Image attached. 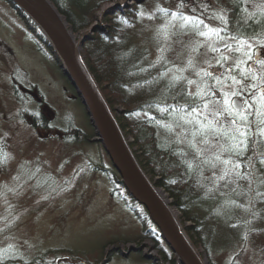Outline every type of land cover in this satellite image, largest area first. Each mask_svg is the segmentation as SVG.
<instances>
[{
	"label": "rangeland",
	"instance_id": "1",
	"mask_svg": "<svg viewBox=\"0 0 264 264\" xmlns=\"http://www.w3.org/2000/svg\"><path fill=\"white\" fill-rule=\"evenodd\" d=\"M135 1H108L98 16ZM164 1L177 7L176 0H161ZM247 1L252 7H264V0ZM148 9L152 11L153 5ZM152 20L151 25L156 22ZM98 24L95 21L86 30ZM211 27L215 28L213 24ZM224 38L221 41L199 37L200 41L196 39L195 43L198 42L200 51L196 53L191 51L192 39L182 37L173 43L174 54L180 64L190 56L198 68L218 73L210 44L229 56L226 65L236 60L233 50L224 48L228 43L234 49L236 41L230 36ZM252 45L255 51L251 67L258 74L264 73V68L255 63L256 59H264V45L255 41ZM21 69L28 72L29 84ZM231 90L228 86L226 92ZM217 97L220 98L219 94ZM234 99L242 101V96ZM40 108L51 115L55 125L51 129L32 125V112ZM68 118L81 129L91 131L84 105L48 49L39 45L14 7L7 0H0V259L29 260L45 254L50 261L60 260V264H93L102 261L106 251L115 245L103 248L107 240L137 238L128 242L120 239L116 245L127 250L133 243H142L140 251L129 257L121 251L113 253L105 264H157V260L148 258L158 255L154 237L139 238L145 228L141 205L136 204L134 209L125 189L114 184L108 169L110 160L100 144L93 140H63ZM260 163L264 169V159ZM224 168L220 163L217 170L221 175ZM213 190L217 199H197L205 212L212 211L209 221L220 220L222 224V234H218L222 238L216 236L210 244L208 263L264 264V248L245 230L246 226L251 231L264 227V200L251 202L245 208L239 204L237 193L225 195L215 187ZM251 209L254 211L250 216ZM246 218L247 224L243 221ZM225 225L238 226L243 237L230 236L225 244L223 233L230 231Z\"/></svg>",
	"mask_w": 264,
	"mask_h": 264
},
{
	"label": "trees",
	"instance_id": "2",
	"mask_svg": "<svg viewBox=\"0 0 264 264\" xmlns=\"http://www.w3.org/2000/svg\"><path fill=\"white\" fill-rule=\"evenodd\" d=\"M9 1L16 8L29 32L36 37L39 45L48 49L60 67L59 57L43 30L24 10L16 6L13 1ZM52 1L65 16L75 33H82L95 21L99 22L93 32L87 34L82 51L84 59L128 138L140 165L151 180L171 198V204L178 209L181 223L201 255L209 256L210 244L213 243V240L215 241V237L222 238L220 236L222 232L219 231L222 224L219 223L220 220L210 222L209 219L212 216L209 212L212 211L205 212L199 206L197 199L200 196L208 197L211 200L217 199V192L213 190L215 187L216 191H221L225 195L237 193L239 204L245 208H248L251 202L264 200V169L260 163L264 159V136L260 135L257 130L260 118L254 114L255 108L246 109L247 122H241L237 117L227 112H223L219 118H215L219 120L224 129L244 123L248 125L244 129L247 133V147L243 155L228 152L221 154L222 160L231 157L234 163L239 164L237 171L240 175L237 176L236 172H232L223 180L217 179L221 176V172L217 170L220 163L215 161L212 153L216 151L217 143H231V141L227 137L210 135L208 138L211 148L204 156L198 155L196 150L190 147L187 140L192 139V136L188 129L194 131L199 125H187L180 121L182 127H177L176 124L179 115H181V113H177V109L189 104L193 99L202 105L203 101L187 95L188 92L197 90L196 84L189 85L187 80L200 83L201 77L197 76V72L201 69L209 70L198 68L194 58H191L193 66L188 67L190 56L184 59V64H180V60L174 54L176 50L173 47L174 41H178L182 37L192 39L191 51L196 48L194 52L197 53L200 51V46L197 47V44L201 36L192 30L191 25L181 28L182 22L179 19L173 20L171 13L179 12L185 16L197 17L209 27L213 24L215 28L222 29L223 37H236L237 41L246 40L250 44L253 41L264 40V14L257 11L258 7H252L247 0H176L177 7H173L165 1L162 3L161 0H137L134 4L108 10L101 16L98 14L104 9V4L112 0ZM151 4L153 9L149 11L151 8L148 9V7ZM181 4L184 6L180 7ZM159 9H166L168 14L165 15ZM245 9L247 11H244ZM249 13H255V15L249 16ZM214 14L225 15L227 23L216 19ZM152 19L156 20L153 25H151ZM169 21H171V25L167 28L168 38H165V26ZM200 30H204L203 25L200 26ZM196 39H198L197 43H195ZM257 44L264 45L258 42ZM252 51L255 50L252 49ZM221 54H223L221 48L219 52H213L214 59L218 61ZM232 55L236 56V59L242 58L241 53L234 50ZM217 61L214 65L220 71L218 73L209 72L213 73V77H219L221 83L217 84L212 77H204L207 88L210 89L209 95L204 97V100L207 101L216 102L220 99L223 101V93L231 85V80H226L225 77L231 74L239 78V70L234 67L235 60L229 65H226L229 59L220 64ZM251 62L249 61L247 66H251ZM169 69L173 71H169ZM176 69H183V72H176ZM21 71L24 81L27 82L29 80L28 72L23 69ZM162 73H166V75H161ZM173 74L182 75L185 79L173 84L171 80ZM245 83L250 85L255 81L249 79ZM14 90L17 94L16 86ZM255 92V89L245 88L242 101L249 100V97ZM249 103L253 102L249 100ZM160 109H167V111H160ZM205 116L207 119H214L211 114L208 115L206 112ZM224 116L227 119H223ZM200 119L203 120L204 117H200ZM233 120L237 121L236 125L232 124ZM66 123L63 140L79 143L90 141L94 136L93 130L87 132L81 129L74 124L71 118H68ZM169 123L172 124V131L163 126ZM32 124L48 128L51 119L43 110L38 109L32 112ZM201 139V136L196 137L197 146L208 147L199 143ZM95 143L99 144V142ZM205 158H210L211 162L205 163ZM189 163L192 165L191 168H189ZM213 163L215 167L212 166ZM228 167L231 168V165ZM108 169L114 184L118 188H124L115 168L109 166ZM126 195L129 196V201L133 202L135 209L137 201L128 191H126ZM142 209L141 222L145 224V228L139 238L154 237L158 249L157 264H176L175 253L166 244L165 238L145 208ZM237 210L238 208L234 213ZM253 211L249 210L250 216ZM262 211L264 214V208ZM243 221L247 224L248 218ZM227 227L230 228V231L223 233L226 235L223 236L225 244L230 236L243 237L238 226H224L225 229ZM245 230L251 233L254 237L253 240L264 248V227L257 231H251L246 226ZM120 239L128 242L137 238H111L103 244V248L110 244L116 245ZM112 253L115 252H110L109 258ZM0 264H60V260L50 261L45 254H37L29 260L0 259Z\"/></svg>",
	"mask_w": 264,
	"mask_h": 264
},
{
	"label": "water",
	"instance_id": "3",
	"mask_svg": "<svg viewBox=\"0 0 264 264\" xmlns=\"http://www.w3.org/2000/svg\"><path fill=\"white\" fill-rule=\"evenodd\" d=\"M24 10L43 30L53 45L63 73L73 85L85 106L94 129L93 140L100 141L113 166L121 176L127 190L147 208L150 217L160 228L162 235L175 253L180 264H208L188 236L165 197V191L157 186L144 171L136 158L126 135L104 97L97 81L88 67L82 53L87 34L97 26L76 37L67 19L61 14L52 0H12ZM131 245V250L141 249ZM119 249L118 246L110 250ZM152 257V256H150Z\"/></svg>",
	"mask_w": 264,
	"mask_h": 264
},
{
	"label": "snow or ice",
	"instance_id": "4",
	"mask_svg": "<svg viewBox=\"0 0 264 264\" xmlns=\"http://www.w3.org/2000/svg\"><path fill=\"white\" fill-rule=\"evenodd\" d=\"M184 5L181 4L180 7ZM159 11L165 13L167 15L166 9H159ZM244 11H247L245 9ZM257 11L264 14V7L258 6ZM223 12V10H221ZM255 13H249V16H253ZM173 20L179 19L181 23V28H184L186 25H191L192 30L196 31L197 34L201 37H207L209 39L215 37L216 40L223 41L225 38L221 35L222 29L220 28H212L208 25L204 24L202 20L193 16H185L179 12L171 13ZM216 19H219L222 23H227L226 16L223 14H214ZM171 25V21L168 22V25L165 26L164 36L168 38L167 28ZM203 25L204 30H200V26ZM233 41H236V47L233 49L232 44L225 43L224 48L226 50H234L237 53H241L242 58H237L234 61V67L239 70V78L235 75L229 74L225 77L226 80H231L230 87L232 88L229 92L223 93V101L222 102H214L204 100V97L209 95L210 89L207 88L206 81L204 77H212L216 80L217 84L221 83V79L219 77H213V73L201 69V71L197 72V76L201 77V82L197 83L194 80H187L189 85L196 84L197 90L196 92H188L187 95L189 97L198 98L203 101L202 105L198 104L196 99H193L184 106H181L177 109V113H181L179 115V120L177 121L176 126L182 127L180 121H183L184 124L187 125H199V127L195 128V130L188 129L191 131L192 139L187 140V143L190 147L194 148L198 155L204 156L206 152L210 151L211 142L209 140V136H222L227 137L231 143H217L216 151L212 153L216 162L222 163L225 168L223 170V174L217 177L218 180H223L225 176H230L232 172H236V175L239 176V172L237 171L239 168L238 163H234L232 158L222 160L221 154L224 152L234 153L236 155H243L246 147H247V133L244 129L247 128V123H244L240 126L231 127L229 129H224L223 125L215 119V117H219L223 112H227L234 117H237L241 122L248 121V114L246 109L255 108V115L259 117L257 130L260 135L264 136V88L261 86L264 85V73L258 74L256 70H254L251 66H247L249 61H253L254 52L252 51L253 45L248 43L246 40H238L236 37H231ZM258 43L264 44V40L257 41ZM199 47V44H197ZM209 47L212 51H219L213 44H210ZM247 49V50H246ZM196 48H193L195 51ZM163 51V50H162ZM162 58V57H161ZM229 56L221 54L220 59L217 61L218 64L223 61H227ZM255 63L259 64L264 68V59H256ZM193 63L191 58L188 61V67H192ZM169 71H173L169 69ZM176 72H183V69H176ZM161 75H166V73H162ZM185 79L182 75L173 74L171 80L174 84L176 81ZM251 79L255 81L250 85L245 82ZM171 86V85H170ZM245 88L255 89L256 92L249 97L253 103H249V100L240 101L238 98L242 96ZM210 104L212 105L210 107ZM160 111H167V109H160ZM209 112L212 114L214 119H207L205 116V112ZM200 117H204V119H200ZM233 125L237 124L236 120L232 121ZM169 131H172V124H164ZM201 136L202 139L199 141L200 144L207 145L208 147L201 148L197 146L196 137ZM205 163H210V158H205ZM231 165V168L228 166ZM215 167V164H212ZM192 165L189 163V168Z\"/></svg>",
	"mask_w": 264,
	"mask_h": 264
},
{
	"label": "bare ground",
	"instance_id": "5",
	"mask_svg": "<svg viewBox=\"0 0 264 264\" xmlns=\"http://www.w3.org/2000/svg\"><path fill=\"white\" fill-rule=\"evenodd\" d=\"M53 2V1H52ZM54 3V2H53ZM121 3H123V1L121 2ZM60 11V10H59ZM62 14V13H61ZM64 16V15H63ZM101 16V15H100ZM65 17V16H64ZM69 25V24H68ZM70 27V26H69ZM71 28V27H70ZM72 29V28H71ZM73 30V29H72ZM74 31V30H73ZM87 30H85V31H83L82 33H80V35H82L83 33H85ZM93 32V31H92ZM74 34L76 35V33L74 32ZM85 42V41H84ZM53 46V45H52ZM83 46H84V44H83ZM55 50V49H54ZM83 51V50H82ZM88 65V64H87ZM89 67V66H88ZM60 68H61V71L63 72V69H62V67L60 66ZM23 70H25V69H23ZM95 78V77H94ZM96 80V79H95ZM70 82V81H69ZM100 87V86H99ZM101 89V88H100ZM102 91V90H101ZM103 93V92H102ZM75 94H77V93H75ZM104 95V94H103ZM105 97V96H104ZM106 98V97H105ZM107 100V99H106ZM108 102V101H107ZM109 104V103H108ZM110 106V105H109ZM127 138V137H126ZM91 140H93L92 138H91ZM127 141H128V143H129V140H128V138H127ZM101 147L104 149V147H103V144L101 143ZM104 152H106L105 151V149H104ZM164 195H165V197H168L169 199H170V204H171V198L167 195V193L165 192L164 193ZM141 206H143V207H145L143 204L141 205ZM171 206H172V209H173V211H175V213H176V215H177V217H178V213H177V211H178V209L175 207V206H173L172 204H171ZM176 208L177 209V211H176V209H174V208ZM149 215V214H148ZM149 217H150V215H149ZM151 218V217H150ZM151 220H152V218H151ZM153 221V220H152ZM153 223L155 224V226L156 227H158L157 226V224L153 221ZM132 245V244H131ZM130 245V246H131ZM130 246H128V248H127V250L129 249V247ZM132 251V250H131ZM155 256V255H154ZM179 261H178V259H177V263L176 264H179L178 263ZM208 263V262H207ZM181 264V263H180ZM209 264V263H208Z\"/></svg>",
	"mask_w": 264,
	"mask_h": 264
}]
</instances>
